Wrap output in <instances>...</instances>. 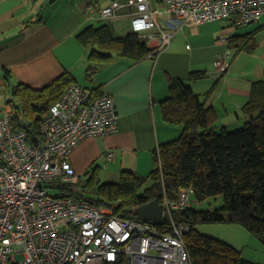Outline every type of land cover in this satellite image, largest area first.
Here are the masks:
<instances>
[{
    "label": "built area",
    "instance_id": "1",
    "mask_svg": "<svg viewBox=\"0 0 264 264\" xmlns=\"http://www.w3.org/2000/svg\"><path fill=\"white\" fill-rule=\"evenodd\" d=\"M153 0H131L133 31L158 39L157 56L173 32L159 23ZM172 16L170 26L204 24L233 19L236 24L260 22L264 0H161ZM125 4L115 0L99 10L102 19L121 16ZM94 13L96 7L89 5ZM229 40H227V43ZM232 62L229 52L214 61L222 76ZM72 83L50 107L40 123L41 141L28 142L14 123L15 108L0 104V264H192L185 237L191 226L175 213L198 204L192 187H182L177 198L165 196L163 221L124 218L106 205L86 198L51 194L54 185L77 183L70 163L73 149L89 137L106 136L118 129L116 102L108 93ZM115 154L107 152L112 161ZM164 223V224H163ZM160 227V225H162ZM164 226L168 228H164Z\"/></svg>",
    "mask_w": 264,
    "mask_h": 264
},
{
    "label": "crops",
    "instance_id": "2",
    "mask_svg": "<svg viewBox=\"0 0 264 264\" xmlns=\"http://www.w3.org/2000/svg\"><path fill=\"white\" fill-rule=\"evenodd\" d=\"M113 1L0 0V97L19 83L43 89L68 72L76 83L98 88L115 99L117 131L89 137L71 152L69 161L78 181L96 170L108 182H116L123 171L150 174L154 152L177 139L183 130L182 125L168 124L162 115L161 102L170 97V78L183 80L202 99L215 86L207 104L218 113L217 130L223 126L234 130L245 124L242 109L250 100L252 84L264 80V18L247 24L222 19L173 29L169 25L172 16L161 0H153L152 7L159 10L162 28L174 33L168 46L140 62L115 55L89 77L88 48L76 34L88 25L102 24H109L116 35L133 31L131 0H118L125 4L121 16L110 20L100 17L99 10ZM91 4L96 7L94 13L88 10ZM253 32L256 49L234 56L227 40ZM147 41L152 49L159 45L158 39ZM225 52L231 54L232 62L226 73L217 76L214 61ZM5 70L11 72L7 87ZM198 71L205 76L190 81L189 75ZM4 102L0 100V104ZM108 151L115 154L112 161L107 158Z\"/></svg>",
    "mask_w": 264,
    "mask_h": 264
},
{
    "label": "trees",
    "instance_id": "3",
    "mask_svg": "<svg viewBox=\"0 0 264 264\" xmlns=\"http://www.w3.org/2000/svg\"><path fill=\"white\" fill-rule=\"evenodd\" d=\"M76 38L88 48L89 77L115 55L134 62L155 56L147 39L134 31L116 35L109 24L88 25ZM229 41L234 56L253 52L257 47L255 32L231 37ZM4 72L7 87L11 72ZM204 76L205 72H192L189 80ZM74 82L65 72L43 89L22 83L10 86L8 91L14 100L8 102L15 108L14 123L26 131L29 143L39 144L41 121ZM169 87L170 97L161 102L162 115L168 124L182 125L183 130L177 139L160 145L154 152L153 169L148 176L123 171L118 182H102L96 170L86 174V181L54 187L59 188L60 194L106 205L124 218H137L136 210L143 204L154 200L162 203L165 196L177 198L182 187H192L198 203L221 196L223 206L219 209L199 210L192 206L175 213L177 220L191 226L185 242L192 264H253L242 259L230 244L202 234L197 226L218 221L239 223L264 242V80L252 84L250 100L242 109L246 122L234 130L225 126L217 130L218 113L207 104L215 86L205 93L204 99L181 79L170 78ZM94 93L102 91L97 88ZM148 181L151 186H146ZM107 264L127 263L119 260Z\"/></svg>",
    "mask_w": 264,
    "mask_h": 264
},
{
    "label": "rangeland",
    "instance_id": "4",
    "mask_svg": "<svg viewBox=\"0 0 264 264\" xmlns=\"http://www.w3.org/2000/svg\"><path fill=\"white\" fill-rule=\"evenodd\" d=\"M13 99L11 90L0 97V100L9 101ZM244 125V124H242ZM241 125V126H242ZM100 179L107 181L106 176H100ZM120 178L115 181L118 182ZM118 180V181H117ZM81 181H86V176L82 177ZM108 182V181H107ZM114 182V181H109ZM151 181H148L146 186H151ZM77 188L81 190V187L77 185ZM51 194H60L59 188L51 189ZM223 206V197H209L202 203L194 204V208L199 210H216ZM197 229L205 235L213 237L215 239L224 241L239 251L242 259L249 261L253 264H264V242L261 241L256 235L251 233L239 223L232 222H210L201 223L197 226Z\"/></svg>",
    "mask_w": 264,
    "mask_h": 264
},
{
    "label": "water",
    "instance_id": "5",
    "mask_svg": "<svg viewBox=\"0 0 264 264\" xmlns=\"http://www.w3.org/2000/svg\"><path fill=\"white\" fill-rule=\"evenodd\" d=\"M163 210V204L154 200L137 208L136 215L137 218L144 221L162 223Z\"/></svg>",
    "mask_w": 264,
    "mask_h": 264
}]
</instances>
